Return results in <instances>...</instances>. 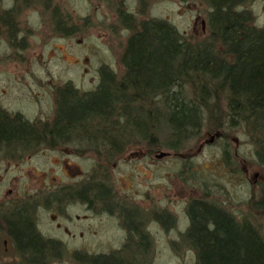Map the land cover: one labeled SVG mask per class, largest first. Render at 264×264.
<instances>
[{"label": "trees", "instance_id": "16d2710c", "mask_svg": "<svg viewBox=\"0 0 264 264\" xmlns=\"http://www.w3.org/2000/svg\"><path fill=\"white\" fill-rule=\"evenodd\" d=\"M251 1L208 0V31L199 39L167 20L133 24V14L117 8L130 29L120 57L123 73L103 65L98 85L83 93L69 82L57 86L55 121H28L0 109V146L30 142L34 132L37 141L52 146L69 140L66 132L82 131L111 147L119 135L121 150L130 142L155 150L164 131L167 145L178 150L204 131L227 137L241 128L264 163V25L243 7ZM14 9L0 6V29L6 26L9 35ZM187 210L191 223L183 236L196 249V264H264V238L251 224L204 201L192 200Z\"/></svg>", "mask_w": 264, "mask_h": 264}, {"label": "rangeland", "instance_id": "374dc122", "mask_svg": "<svg viewBox=\"0 0 264 264\" xmlns=\"http://www.w3.org/2000/svg\"><path fill=\"white\" fill-rule=\"evenodd\" d=\"M0 6L15 8L14 34L9 35L6 26L0 29V106L11 115L21 112L30 120L43 121L54 115L57 86L69 82L80 90L94 89L103 65L117 76L123 73L120 57L130 29L129 23L119 21L117 8L123 6L132 13L133 24L146 18L167 20L180 33L196 39L208 31L210 10L208 0H49L47 4L2 0ZM243 7L251 11L255 24L264 25V0H252ZM213 134L204 131L201 137L189 140L186 147L174 150L167 145L169 135L159 131L158 149L169 150V155H145L146 144L130 142L114 168L121 183L130 185L131 195L154 211L163 212L162 220H167L166 230L159 223L152 225V264H196V252L181 233L188 224L186 204L198 195L207 200L213 197L211 201L230 195L235 201L247 194L238 178L230 175L227 163H238L235 158L243 154L250 175L262 170L260 178L264 180V166L248 134L239 128L227 137L217 135L210 141ZM66 157L60 151L45 150L25 164L37 165L44 172L56 169L55 174H62ZM90 163L79 160L83 168ZM146 191L149 197L145 199ZM259 222L264 226V220L256 219L255 223ZM261 235L264 238V230ZM144 258L137 254V260L142 262Z\"/></svg>", "mask_w": 264, "mask_h": 264}, {"label": "flooded vegetation", "instance_id": "af4514ba", "mask_svg": "<svg viewBox=\"0 0 264 264\" xmlns=\"http://www.w3.org/2000/svg\"><path fill=\"white\" fill-rule=\"evenodd\" d=\"M68 85L79 93L88 91L73 83ZM0 109L7 111L2 106ZM16 114L24 117L21 112L13 115ZM55 119L56 106L49 121ZM33 134L30 142L20 139L0 146V264H152V225L159 223L166 230L167 220H162L163 212L154 211L151 205L142 204L131 195L130 185H123L120 175L114 172L128 149L121 150L119 135H115L117 146L111 147L104 140H89L82 131L66 132L69 140L54 141L52 146L44 145L45 142L42 145L36 140L37 133ZM217 135L214 131L210 141ZM45 150L67 155L62 174H55L56 169L44 172L37 165L25 164ZM158 151L148 148L142 152L155 156ZM225 153L228 162V150ZM235 159L238 163L231 160L227 169L238 178L246 196L235 201L230 195L212 201L213 197L207 200L208 197L194 196L186 204L188 224L183 232L191 223L187 208L195 200L208 203L227 218L251 224L262 234L263 223H255L256 219L264 220L262 170H254L250 175L247 157L242 154ZM79 160L91 163L83 168ZM244 180L246 184L242 183ZM147 197L149 191L145 192ZM137 254L144 255L142 262L137 260Z\"/></svg>", "mask_w": 264, "mask_h": 264}, {"label": "water", "instance_id": "95a60500", "mask_svg": "<svg viewBox=\"0 0 264 264\" xmlns=\"http://www.w3.org/2000/svg\"><path fill=\"white\" fill-rule=\"evenodd\" d=\"M204 23V20H202V24ZM167 154H170V151L169 150H159L155 156L156 157H162V156H165Z\"/></svg>", "mask_w": 264, "mask_h": 264}]
</instances>
